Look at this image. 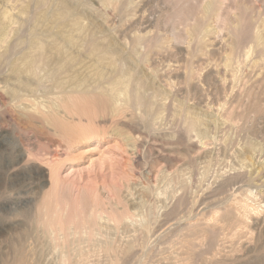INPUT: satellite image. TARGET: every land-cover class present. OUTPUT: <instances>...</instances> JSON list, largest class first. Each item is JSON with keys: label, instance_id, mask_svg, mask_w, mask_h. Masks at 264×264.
Instances as JSON below:
<instances>
[{"label": "rangeland", "instance_id": "374dc122", "mask_svg": "<svg viewBox=\"0 0 264 264\" xmlns=\"http://www.w3.org/2000/svg\"><path fill=\"white\" fill-rule=\"evenodd\" d=\"M208 1L0 0V264L24 242L36 264H264V0H225L192 29ZM55 179L59 202L102 211L95 244L134 248L54 243L37 209ZM230 208L246 221L220 224Z\"/></svg>", "mask_w": 264, "mask_h": 264}, {"label": "bare ground", "instance_id": "6f19581e", "mask_svg": "<svg viewBox=\"0 0 264 264\" xmlns=\"http://www.w3.org/2000/svg\"><path fill=\"white\" fill-rule=\"evenodd\" d=\"M109 1H111V0H109ZM224 1L225 0H210L207 3L204 2L205 4H201L199 6L201 14L199 15L198 19H196V17L198 15H196V14L194 15L195 22H194L193 26H191L192 29H194V30L198 29L200 27L201 21L203 20L205 14L207 12H210L216 6L220 7V5H223ZM182 3L184 4V0H178V5H181ZM230 9H231V7H230ZM219 11L220 10H218V12ZM232 11H233V9H232ZM231 15H232V13H231ZM217 16L219 17V19L220 18L222 19L220 21H223L222 25H224V27L229 26L228 28L230 29L232 34L234 33V36H235V34L239 35V32L241 31V28H242V26H241V24L239 22H238V24H232V23L229 24L230 20H229V18L227 19V17L225 15L218 14ZM200 19H201V21H200ZM237 38H238V36H237ZM237 38L235 40V43L239 44V40ZM254 38H255L256 41L258 40L257 43L259 45H260V43H262V44L264 43V39L259 34H255ZM145 40H147V38H145ZM261 46H263V45H261ZM98 99H100L101 101L104 100L106 103H108V101L106 100L105 97L101 96ZM137 100L142 101V97L139 96L137 98ZM0 101H1V99H0ZM73 105L74 104L72 102H70V100L64 99L62 101V106H64L68 111L72 110ZM44 116H45V118L47 120L51 121L57 128H59L64 133V136H65V134H67L68 132L71 131L70 124L68 122H66V120L64 118H62L59 115H57L55 112L52 111V112H49V113H45ZM192 126H194L193 122H192ZM21 159H24V154H21ZM51 173H53V169L51 170ZM76 176H78V175H76ZM74 180L76 181L77 179H74ZM79 180H80V178H79ZM230 182H233V180H231ZM226 185H227V183H226ZM226 185H224V186H226ZM230 186H232V185H230ZM73 187H74V185H73ZM58 191H59V181L55 179V180H53V185H52L51 189L49 191L45 192V194L43 195V197L41 199V202H40V204L38 206V209H37V224H38V227H41L42 230L45 233L49 232L51 237H52V239H53V241H54V243L57 242L58 244H61L62 246L64 245L66 247V246H70L69 245L70 243L75 242L76 244L74 246V251L77 252V254L79 255V258L80 257L84 258L85 256L88 255V253L90 251V249L86 250V248L83 247L84 244L83 245L81 244L82 241H86L88 243H91L93 245L92 249H96V247H97L99 249H103L104 251H106L108 253H111V254L114 253L115 254V259H117L119 257V255L120 256L122 255L120 253H123V254L128 253L131 249L134 248V246H135V242H134L135 238H134V240H132V239L129 240L128 239L127 243L124 244V246L121 247V248L118 247V246L116 247L115 246L116 244H114V242L112 240H108V239H106L104 241L101 240L102 242L99 243V244L97 243L98 245L95 244V242H97L96 237L100 233L101 227H102V223H101V219H102V216H103L102 215V211H100L99 209H96V208L95 209L94 208L91 209L89 212L82 211V209H83V200L84 199H81L82 201L79 200V199L78 200L77 199H75V200L73 199L74 201H68L66 203H61L58 200V196H57L58 195ZM69 191H70V189H69ZM82 197H84V196H82ZM245 203L246 202H243V205L240 204L241 205L240 207L244 208L245 207ZM246 207H247V203H246ZM235 210L236 209H233V208L227 209L224 213H222L218 217L219 222L220 221L224 222L223 220L226 219L225 215L230 214L233 218L235 217L234 219H236V221L238 223H240V224L244 223L246 220L244 221L243 217L241 216L242 213L241 214H239L240 212L236 213ZM73 211H75L74 218L68 219L69 215H71L73 213ZM124 211L125 210H123V212ZM128 217H129V215L127 213H124V214H120L119 216H116V217H112L111 216L109 219L114 220V222L116 224H120V223L122 224V223L126 222ZM221 222H220V224H223ZM127 223H128V220H127ZM225 223L226 222H224V224ZM209 224L207 223L205 225H202V224L196 223V224H194L192 226V230L191 231L192 232H196V230H197V231H200V232H204V231L210 230V228H211V230H215L217 228V226H218V225H216V226L212 225L211 226V224L210 225ZM30 227H32V226H30ZM144 230H146V229H144ZM40 233H41V231H40ZM237 233H239V232H237ZM28 242H29V240H28ZM186 242H187L186 246H188V248L190 250H192V252H193V248L197 245V242L193 238L187 239ZM15 246H16V244H15ZM15 248H16V250H15L14 254H16V256H15V258L12 259L13 261H11L12 262L11 264H36V261H35V258H34L35 251L33 250V248L29 244H25V242H24V243L18 244ZM192 252H190L189 254H191ZM70 258H71L70 252L69 251H64L62 256H61L60 264H69ZM112 258H114V257H112Z\"/></svg>", "mask_w": 264, "mask_h": 264}]
</instances>
